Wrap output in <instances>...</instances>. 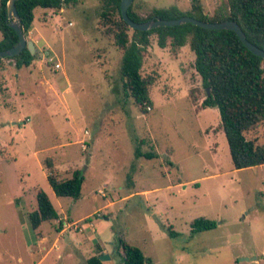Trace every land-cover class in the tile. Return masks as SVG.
<instances>
[{"label":"rangeland","instance_id":"rangeland-1","mask_svg":"<svg viewBox=\"0 0 264 264\" xmlns=\"http://www.w3.org/2000/svg\"><path fill=\"white\" fill-rule=\"evenodd\" d=\"M198 1L209 16L227 4ZM131 6L146 18L153 9L188 12L191 0ZM102 11L100 0H78L33 12L26 40L36 67L9 79L16 98L0 99V264H86L98 251L103 264H122L119 239L149 264H264V165L234 169L217 108L201 107L189 46L162 49L149 37L141 76L154 81L152 106L140 114L123 90L122 52ZM247 138L264 144V123ZM134 141L155 158L136 159ZM74 171L83 178L79 200L56 197L48 174L68 179ZM37 190L58 218L33 230ZM197 218L216 227L191 235Z\"/></svg>","mask_w":264,"mask_h":264},{"label":"trees","instance_id":"trees-1","mask_svg":"<svg viewBox=\"0 0 264 264\" xmlns=\"http://www.w3.org/2000/svg\"><path fill=\"white\" fill-rule=\"evenodd\" d=\"M78 0H18L15 2L20 26L25 38L31 30L35 9H59L64 4H76ZM103 11L101 17L107 36L122 52L119 75L123 90L132 97L140 114H147L152 106L149 88L154 81L141 76L142 58L149 46V37L156 35L160 48H180L186 44L194 54V69L200 76L205 90L202 109L217 108L221 130L225 136L234 169H248L264 165V144H256L247 135L259 129L264 123V59L253 55L230 30H205L192 24L176 27H160L141 32L132 30L122 20L121 0H100ZM8 0H0V52L6 51L18 42V37L8 25ZM128 17L142 23L150 19L175 20L184 16L208 23L235 22L246 40L264 51V0H227L209 16L203 12L198 0H191V9L182 12L176 7L153 9L146 18H141L130 6ZM132 31L129 36L128 32ZM11 60L16 69L29 67L36 59L27 48ZM2 59H0L1 61ZM208 90V93H207ZM143 142L134 141V157L154 159L155 154L143 153ZM47 169H52L50 159L45 160ZM47 182L56 197L79 200L83 178L74 171L70 178L60 179L49 173ZM37 209L28 218L33 230L44 222L58 218L57 212L42 190L36 192ZM85 221V220H84ZM216 227L213 221L197 218L190 224V233L195 235ZM171 237L178 235L169 232ZM99 250V247H97ZM118 253L122 264H149L142 251L124 240H118ZM99 251L87 259L86 264H103L98 260Z\"/></svg>","mask_w":264,"mask_h":264},{"label":"water","instance_id":"water-1","mask_svg":"<svg viewBox=\"0 0 264 264\" xmlns=\"http://www.w3.org/2000/svg\"><path fill=\"white\" fill-rule=\"evenodd\" d=\"M18 0H8L6 5L7 10V19L8 25L11 29L14 30L18 37V42L12 48L0 52V59L12 58L20 54L25 48L28 49L31 55L36 54V49L34 43L30 40H26L23 31L20 26L19 16L16 10L15 2ZM57 1H66V0H57ZM133 0H121L120 2V14L122 20L128 25L132 30H137L141 32L149 31L152 29H157L160 27H176L184 24H192L196 27L205 29V30H230L234 32L242 44L250 51L253 55L258 56L264 59V51L257 48L256 46L249 43L239 26L232 21H223L219 23H208L196 20L189 16H184L175 20H162L160 18L150 19L146 22L136 23L132 21L127 14L129 7L131 6ZM208 93V90H207ZM108 257L105 255L98 256V260L103 262L107 260Z\"/></svg>","mask_w":264,"mask_h":264},{"label":"crops","instance_id":"crops-1","mask_svg":"<svg viewBox=\"0 0 264 264\" xmlns=\"http://www.w3.org/2000/svg\"><path fill=\"white\" fill-rule=\"evenodd\" d=\"M27 37L30 39V32L28 33ZM33 64L34 63H32V65H30L29 67H26V68L22 67L20 69H16L14 67V64H12V66H8L6 64H4L5 66H0V99L3 98L4 100L6 98V100H8V103H10V100L16 98L15 97L16 93L14 92V90H12L13 88L11 85H13V82L16 79L18 80L20 78L21 72H22V75L29 78L31 75V70L36 67V66H33ZM16 72H19V74H15ZM8 75H9V78H8ZM10 78L12 79L11 85L9 81ZM12 96H14V98H12ZM5 106H7V104L4 103L3 105H0V108L5 107ZM0 128H1V124H0Z\"/></svg>","mask_w":264,"mask_h":264},{"label":"built area","instance_id":"built-area-1","mask_svg":"<svg viewBox=\"0 0 264 264\" xmlns=\"http://www.w3.org/2000/svg\"><path fill=\"white\" fill-rule=\"evenodd\" d=\"M48 61L52 63L54 69L57 70V69L60 68L59 64L58 63H54L53 59L49 58Z\"/></svg>","mask_w":264,"mask_h":264}]
</instances>
